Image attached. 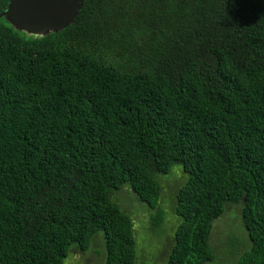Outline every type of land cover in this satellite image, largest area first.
Masks as SVG:
<instances>
[{"label": "trees", "instance_id": "obj_1", "mask_svg": "<svg viewBox=\"0 0 264 264\" xmlns=\"http://www.w3.org/2000/svg\"><path fill=\"white\" fill-rule=\"evenodd\" d=\"M174 165L166 264L215 262L229 204L249 242L235 264H264V0H84L43 36L0 17V264H63L98 232L105 264H135L112 193L158 209Z\"/></svg>", "mask_w": 264, "mask_h": 264}, {"label": "rangeland", "instance_id": "obj_2", "mask_svg": "<svg viewBox=\"0 0 264 264\" xmlns=\"http://www.w3.org/2000/svg\"><path fill=\"white\" fill-rule=\"evenodd\" d=\"M174 166L181 169L179 178L176 177L173 168L169 174L158 175V180L162 184L158 209H150L128 186L112 193V200L133 221L137 242L135 264H166L167 256L174 244V233L181 222L174 211L175 194L187 179L182 166ZM160 218H163L164 222L157 226ZM211 244L217 256L215 262L211 264H235L241 252L248 248L249 242L242 223L240 207L229 204L223 215L214 221ZM63 264H105L103 232H98L94 236L91 247L86 252L73 247Z\"/></svg>", "mask_w": 264, "mask_h": 264}, {"label": "water", "instance_id": "obj_3", "mask_svg": "<svg viewBox=\"0 0 264 264\" xmlns=\"http://www.w3.org/2000/svg\"><path fill=\"white\" fill-rule=\"evenodd\" d=\"M84 0H10L0 17L29 35L43 36L73 23Z\"/></svg>", "mask_w": 264, "mask_h": 264}, {"label": "clouds", "instance_id": "obj_4", "mask_svg": "<svg viewBox=\"0 0 264 264\" xmlns=\"http://www.w3.org/2000/svg\"><path fill=\"white\" fill-rule=\"evenodd\" d=\"M173 172L175 173L176 177L179 178L181 175V169L179 166H174L173 167Z\"/></svg>", "mask_w": 264, "mask_h": 264}]
</instances>
